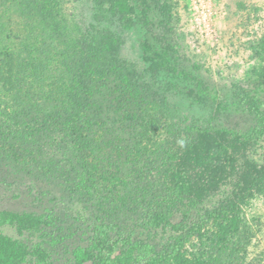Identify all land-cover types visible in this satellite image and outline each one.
Masks as SVG:
<instances>
[{
  "label": "rangeland",
  "instance_id": "1",
  "mask_svg": "<svg viewBox=\"0 0 264 264\" xmlns=\"http://www.w3.org/2000/svg\"><path fill=\"white\" fill-rule=\"evenodd\" d=\"M100 1H114L113 17L97 0H0V63L2 54L11 52L19 62L20 78H26L20 70L35 66L32 73H37L46 61L76 81L114 78L108 92L102 88L112 93L113 126L117 109L132 121L159 109L168 127L158 147L144 158L137 156L135 130L124 131L122 145H134L136 156L112 179L105 152L114 151L109 150H102L103 159L95 161L104 163L99 174L83 170L82 163L77 170L59 166L57 158L52 173L26 169L24 144L14 151L18 154L6 152L13 138L7 134L11 125L0 124V210L34 224L24 232L18 222L6 223L0 232L32 253L28 264H195L196 258L200 264H264V0H216L199 26L187 0ZM23 27L37 28L33 38L40 45L31 49L33 58L27 56L28 43L17 38ZM107 64L111 68L104 69ZM22 80L24 87L37 88L36 76ZM54 83L59 86L56 78ZM9 97L0 94V108ZM253 99L259 103H251ZM254 109L263 117H255ZM254 128L263 136L246 140ZM36 154L43 158L44 151ZM80 170L86 180L112 183L119 195H129L126 201L118 199L128 214L117 220L115 207L97 197L68 194L60 176H75ZM173 175H181L187 185L180 190L183 211L170 225L143 222L138 217L142 212L134 216V207H140L138 212L149 209L144 195L155 209L172 199L170 192L178 191ZM220 209L226 210L223 219L210 220L202 229L211 250L210 240L202 246L194 231L178 247L197 217ZM119 237L130 242L115 244ZM113 243V253L107 252Z\"/></svg>",
  "mask_w": 264,
  "mask_h": 264
},
{
  "label": "trees",
  "instance_id": "2",
  "mask_svg": "<svg viewBox=\"0 0 264 264\" xmlns=\"http://www.w3.org/2000/svg\"><path fill=\"white\" fill-rule=\"evenodd\" d=\"M61 2L62 1L59 3ZM102 5L104 7L107 6L108 12L113 17L114 1L108 3V1L101 2L97 0V6L102 7ZM97 6H95L96 9ZM121 7L122 6L117 2V8ZM125 12H127L126 9ZM72 21L75 26L74 20ZM23 28L24 31H18L17 38L23 45L28 43L27 47L30 48H28L29 54H27V56L32 57L30 54L31 49L36 51L37 46L40 45V42L33 38L34 36H38L36 32L37 28L31 31L25 27ZM61 36L65 37V33L61 32ZM2 55L4 61L3 64L0 63V94L4 97H10L7 101H3L2 104H4V107L0 108V124L5 128H9L11 125L7 134L13 136L11 139L12 143H7L4 150L15 155L18 153L14 151L19 147L22 148L24 144V149L28 153L27 160L25 161L27 165L25 166L26 169L34 167L31 169L52 173L54 169H51V166L54 158H57L59 166L61 163H64L65 166L70 165L71 169L77 170L78 166L81 167V165L78 164L82 163L84 166L82 168L83 170L92 171V173L98 172L96 174H99L101 173L99 171L103 170L98 169V167L103 168L104 163L99 162L95 164V161L103 159L101 158L102 150H109V152L114 151V153L110 154L105 152V156L110 160V174L112 179H114V177L122 175L125 167L130 166V156H136L135 153H133L134 145H128V141L126 140L125 143L127 145H122L121 136L124 134V131L135 130L134 136L136 134L137 138L135 140V149L139 153L137 156L142 155L143 158L144 155L152 153L161 142L159 140V138H161V133L163 129L168 127V118L165 117L166 114L162 110L150 109L142 113L139 119L135 117L132 121L130 118L131 116H129L130 114H128L126 118L124 117L126 114L121 112L122 109H117V116L115 117L116 126H113L115 124L114 120H112L110 109L114 100L111 98L112 93L108 94L105 93V91L108 92L106 88L109 84L114 82V78L98 80V76H90V78L85 77L84 80L76 81L75 77L55 72L52 65L49 67L47 66L46 61L44 62L43 69L37 73H32L35 66L34 69L20 70L23 77L27 78L30 75L37 77V82H35L37 88L32 90L29 87H24L22 79L26 78H20L17 73L19 62H17L15 55L11 52H6ZM32 62L29 64H33ZM107 66L108 67L104 69L111 68L110 64H107ZM54 73L57 75H54ZM48 78H50L51 81L46 85V80ZM55 78L56 82L59 84L57 87L54 83ZM102 88H104L105 91ZM98 93L101 94L98 95ZM251 103L258 104L259 102L257 99H253ZM246 110L249 114L251 113V110ZM254 110L257 111L255 117L262 115H260L258 109ZM255 113L253 112L252 115ZM126 121L132 123L125 124L127 123ZM253 130V132L247 134L246 140L252 139L255 135L259 137L263 136L262 131H259L257 128ZM86 132L90 136L92 135L91 139L87 138ZM255 132H258V134ZM2 136H5L4 132H2ZM57 137H61L63 140L59 141ZM64 138L66 139L64 140ZM18 142H20L19 145H17ZM29 146L35 151L28 148ZM41 151H44L43 158L37 157L36 154ZM65 166H63V170H66ZM83 170H80L82 172L79 174L75 172V176H65L66 172L61 174L60 178L64 180V184L66 185L65 191L73 196L78 195L80 198L94 196L97 197L103 205L112 206L113 210L115 207V213H119V215L117 214V220H119L121 214L126 216L128 212L125 211L124 207L120 206L121 203L118 202V199L121 201L123 199L125 200L126 196L129 195H119L117 185H113L112 183L111 185L105 184L107 185L105 186L98 185L91 179L86 180L87 174H84L85 172H83ZM177 170L178 169H176V172ZM103 179L106 180L105 178ZM172 180L178 183L174 186L178 191L170 192L172 199L169 198L167 201L161 202L162 205L157 204L159 207L155 209L152 206L153 202H150L151 200L146 202L148 195H144L145 197H143L142 202L147 203L149 209H147V211L139 210L138 212L137 209L140 207H134V216L142 212L143 215L138 217L141 218L143 222L155 220L165 225H170L169 222L171 218L173 219L176 213L182 210L179 207L183 196L182 194L184 193L180 190L187 185V182L183 180L181 175L179 177L173 175ZM117 184H119V182ZM135 200L136 199H134V201ZM225 211L226 210L223 209L213 212L207 211L202 217H197V221L191 223L188 233L178 240V247H183L194 234L202 238V246H204L210 239L203 236L204 233L202 229L205 228V225L210 222V220L221 219L225 215ZM17 214L18 213L11 210H0V227L6 226V223L16 226L14 223L18 222V228H20V230L24 232L30 231L34 224H31L26 218L25 221L18 220L20 217ZM182 218L187 219L185 212L182 213ZM116 224L117 223H115V225ZM193 231L196 233L193 234ZM201 234H203V237ZM129 242V239L124 240L119 237L115 244L119 245ZM113 246L114 243L110 249H107V252L112 251L113 253ZM132 246L136 247L140 246V244L133 243ZM98 247L101 249V246ZM101 250H105V248ZM208 250H211V240L208 245ZM31 254L32 253H27L23 245L15 240L13 241L0 232V264H28L29 258L32 257L30 256ZM108 255L106 254V256ZM154 255H158V253L155 252ZM175 264H177V260ZM195 264H200L199 258H196Z\"/></svg>",
  "mask_w": 264,
  "mask_h": 264
},
{
  "label": "built area",
  "instance_id": "3",
  "mask_svg": "<svg viewBox=\"0 0 264 264\" xmlns=\"http://www.w3.org/2000/svg\"><path fill=\"white\" fill-rule=\"evenodd\" d=\"M215 1L216 0H187L190 7L189 12H191V18L194 19L195 22H198V26L205 23L206 16L210 12V3Z\"/></svg>",
  "mask_w": 264,
  "mask_h": 264
}]
</instances>
